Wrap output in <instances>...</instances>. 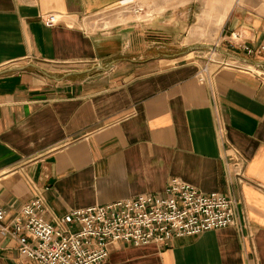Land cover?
I'll return each mask as SVG.
<instances>
[{
    "label": "crops",
    "instance_id": "1",
    "mask_svg": "<svg viewBox=\"0 0 264 264\" xmlns=\"http://www.w3.org/2000/svg\"><path fill=\"white\" fill-rule=\"evenodd\" d=\"M126 1L0 0V209L8 220L40 195L52 222L174 178L234 198L235 225L110 244L102 264H264V18L224 21L215 61L233 69L186 46L173 14L90 31L87 17ZM23 260L0 235V264Z\"/></svg>",
    "mask_w": 264,
    "mask_h": 264
},
{
    "label": "built area",
    "instance_id": "2",
    "mask_svg": "<svg viewBox=\"0 0 264 264\" xmlns=\"http://www.w3.org/2000/svg\"><path fill=\"white\" fill-rule=\"evenodd\" d=\"M55 17L43 19L50 27ZM247 55L253 49L243 48ZM264 50V48H261ZM206 62L241 69L227 61ZM207 69L199 76L206 78ZM237 201L215 192H198L177 179H170L161 195H138L83 210H71L47 221L44 199L37 195L6 220L0 209V235L16 242L23 264H102L110 244L165 246L172 239L195 237L236 223Z\"/></svg>",
    "mask_w": 264,
    "mask_h": 264
},
{
    "label": "rangeland",
    "instance_id": "3",
    "mask_svg": "<svg viewBox=\"0 0 264 264\" xmlns=\"http://www.w3.org/2000/svg\"><path fill=\"white\" fill-rule=\"evenodd\" d=\"M177 6L182 7L177 9ZM175 8L173 13L166 12ZM235 11L264 18V0H128L85 20L90 31L99 34L112 30L116 25L129 26L132 22L142 23L154 16L173 14L181 22L179 28H183L184 34L179 35V38L183 37L185 45L197 52H213L217 59L221 52L217 50L215 42L224 21ZM186 46L182 48L175 42L168 48L176 50L185 49Z\"/></svg>",
    "mask_w": 264,
    "mask_h": 264
}]
</instances>
